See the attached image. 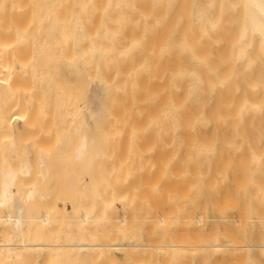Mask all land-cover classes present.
<instances>
[{"label":"bare ground","instance_id":"obj_1","mask_svg":"<svg viewBox=\"0 0 264 264\" xmlns=\"http://www.w3.org/2000/svg\"><path fill=\"white\" fill-rule=\"evenodd\" d=\"M19 17L22 18L20 20L22 21L21 27L18 25ZM9 21L14 24H10ZM9 26L12 31L14 28L15 34L21 32L23 53L20 55L22 51L17 50L19 53L17 51L16 53L19 55H16V58L4 57L1 56L2 50H0L1 126H11L13 115L7 110V101L5 100L9 99L7 97L12 92V80L18 77L16 70L19 60L23 61L21 66L31 63L34 67H37L38 64L40 67L49 63L54 65V62L60 61L66 64H77V66L79 64L82 66H85L83 64L103 65L102 63L111 65L114 62H119L121 65L124 61H126L125 65H131V63L134 64L133 60L150 63L152 82H154L152 83L154 85V87L152 86L154 88L152 96L155 117L152 116L154 117L152 119L153 133L156 136H153V139L158 147L152 157L157 159H153L155 161L153 163L155 166L158 164V171L155 168L153 171H157V173H153L156 178L158 175L165 178V181H160L159 187L169 193V197L172 198L174 194H179V196H184L185 200H195V204L196 200H199L195 206L199 210H193V202H191L193 207L188 205L190 202H179L181 206L178 201H182L184 197L176 199L177 203L175 202L176 197L173 198L174 202L178 206L180 205L179 207H183L185 204V206L191 207V212L196 211L197 214L198 211L197 221L194 222L191 212L189 214L187 209L186 214H188H185V220L180 215V218L177 216L178 218L174 219L176 215L172 216V214L175 209L172 212L170 210L172 206L178 208L174 207L177 205L172 204L170 200L168 202L161 196L153 197L156 205L163 199L169 205V208L165 210L166 216L162 217L163 221H166L165 217L169 218L171 215L173 217H170L171 222L182 219L181 221L184 220L187 226L185 227L184 222H181V224L183 223L182 227L179 226L181 224L177 225L179 227L177 235H175L176 238L180 237L177 242V239L174 240L175 237H171L173 234L170 232L172 229L175 232L177 227L170 224L169 219L166 228L167 234H171V236L169 238L165 234V237H167L166 241L169 239L171 241L162 243L157 241V237L155 240L154 235L150 240L162 243L160 245L156 243L160 250L161 248L166 249L167 253L171 252L173 256L176 253L175 260L177 262L184 261L182 257L184 254L181 255L182 252H179L178 248L186 249L192 253L200 251L205 255L213 252L220 253L221 257L224 254L221 251L234 249L236 258L231 255L233 251L229 253L230 250H228L227 252L230 257L233 256L236 259H234L235 261L239 259L238 264L241 262L244 264L243 261L246 264L247 257H252V264H264V0H0V34L4 28ZM5 33L11 34L6 30ZM10 38H14V36H9V41H13ZM0 43H2L1 39ZM17 49L19 48L17 47ZM42 71L48 75V71ZM31 73L34 79H38L42 74L40 71L38 72V69ZM66 93L68 92L66 91ZM8 112L11 116L7 114ZM21 113L24 115L23 111L15 114H19L21 117ZM27 114L32 116L29 112ZM27 114L25 113V116ZM33 118L36 120L37 116L35 115ZM65 129L63 142L66 145V158L71 163L77 186L81 187L83 182L89 186L93 139L77 124H70ZM54 154L56 153L54 152ZM2 167L0 166V264L1 262L6 264V259H12L7 264H21L26 258L25 254L22 255L26 252L22 253L23 249L30 250V253L33 249L34 252L37 249H48L50 251H47V257L52 263L53 259L51 260V258L57 257L55 259L59 262L65 257L60 256L58 248H63L61 250L65 251H61V253H66L68 250L69 252L74 251L76 256L79 253L78 249L83 251V254L87 253V256L91 254L95 256L99 252L104 255L106 251L118 249L123 250L127 257L128 255L140 257V255L138 256L139 249L145 248L144 246H152L139 244V242L112 243L111 240L114 241V239L110 240L111 243L98 240L50 243L37 239L38 234H41V229H45L43 226L46 225H42V228L37 230L39 231L36 233L38 237L33 241L30 238V233H26L30 239L25 242L22 237L23 222H25L23 213L25 211L22 210L28 202L42 201L45 196L40 192L41 190L39 191L41 188H37L36 184L24 192L23 190L18 194L15 192L20 189H17L18 176L30 174L28 165L15 167L16 169L11 166ZM36 173L42 180L45 179L48 173L45 164H42ZM158 182L159 180L156 181V184ZM22 183L23 181H21ZM163 183L165 184L163 185ZM82 188L85 190V194H90L84 186ZM171 194L173 195L171 196ZM162 196L165 197V193ZM158 199L162 200L159 202ZM158 206L162 207L161 204ZM230 210L234 211L232 212L235 214L232 215L233 219L229 216L231 212L228 214ZM210 211L214 212L212 215L216 213L219 216L217 219H220L222 227H218L221 228V231H210L209 233L206 232V229L195 231L197 229L193 228V225L201 226L206 221L207 212ZM199 212L203 215H200ZM154 213L156 212L153 211L152 217L155 216ZM47 214H43V218L41 216L42 223L49 224L50 219ZM30 215L27 216L31 218L32 215ZM34 217L38 218L36 215ZM47 217L49 220L46 219ZM80 218L84 224L88 222L90 216L85 213L80 215ZM209 218L213 219L214 217ZM31 219L29 220L34 221L33 217ZM160 220L156 223L163 222ZM196 222H200V224ZM229 223L232 225L231 229L228 228ZM162 224L164 227L165 223ZM168 224L173 226H171V230ZM180 227L187 233L181 231ZM187 227L189 230L186 229ZM127 229L129 228H126V231ZM211 229L210 225L209 230ZM246 235L247 242L244 243L242 239ZM46 237L48 238V236ZM106 240L108 241L107 238ZM66 248L68 249L66 250ZM239 250L242 252L239 257H243L245 252L248 254L247 257L245 255L246 261L245 258L237 257ZM92 251L97 253L93 254ZM81 252L78 254L79 256L82 254ZM167 253H165L166 256ZM107 254L109 253L107 252L105 255ZM20 255L24 258L19 257ZM164 255L161 258V260L164 259L163 261L166 259ZM27 256L29 261L32 260L30 257H35ZM107 256L113 257L114 254L110 253ZM177 256H180L179 260ZM229 256L228 258H230ZM20 258L21 260H18ZM89 258L90 261L94 259ZM224 258L225 263H222H228V259ZM257 259H261V261L256 262ZM26 260L24 259L29 263ZM41 260L44 261L42 257ZM112 260H115V257ZM187 260L185 264H190L188 263L189 255ZM231 260L229 259V261ZM46 261L44 262L46 263ZM137 261L141 260L138 258L135 262L137 263ZM218 261L220 264V260ZM111 262L110 264H112ZM177 262L174 261V263ZM123 263L118 262V264ZM166 263L167 261L164 262V264ZM235 263L237 264V262Z\"/></svg>","mask_w":264,"mask_h":264},{"label":"rangeland","instance_id":"obj_2","mask_svg":"<svg viewBox=\"0 0 264 264\" xmlns=\"http://www.w3.org/2000/svg\"><path fill=\"white\" fill-rule=\"evenodd\" d=\"M20 20H22V18L18 19L19 26L22 22ZM10 21H12V19H10ZM10 24L13 25L14 22H10ZM5 30L6 32H10L11 34H4ZM20 33L21 32L19 31L18 34H15L14 28L12 31L11 26L6 27V29L4 28V31H2V33L0 34V39L2 40V43H0V50H2L1 56H12L16 58V55H19L18 53L20 51H22L20 52V55H22L23 47ZM8 35L10 37L14 36V38H10V40L13 39V41H9ZM18 43L21 45H19ZM17 47L19 49H17ZM16 51L18 53H16ZM21 62L23 61H18L19 66L17 67L18 69L16 68V74L18 75V77L12 80V92L9 93L10 96L8 95L7 97L9 99L5 100L7 101V110L11 112V115L13 116L11 119L10 127H4L0 125V166L1 168H3L2 166H6V168L7 166H11L12 168H19L22 165H28L30 174H27L25 176H18L19 183L17 184V189H20L18 191L15 188V192H17V194L19 192L21 193V190H23L24 192V190L36 184L37 188H41L39 189V191L41 190L40 192H42L45 196L42 201L28 202V204H26L27 202L25 203L26 206L24 207V210H22L23 212L25 211L23 213V219L25 220V222H23L24 231H22V237L24 238V241L26 242L27 239L29 240L30 238L33 241V239L38 237L39 235L37 239H42L50 243H69L76 241L81 242L82 240L84 242H92L98 240L99 242L107 243L139 242V244H147L152 246H144L146 249L143 247V249H139L138 256L140 255V257H137L136 255H128V257H133L132 259L131 257L128 258L123 250L118 249L106 251L104 255L103 253L95 252L97 253L95 256L92 254L90 256H87L88 254L86 252L85 253L87 255L83 254V251L81 252L80 249H78L79 253H82L80 254V257L78 255L79 253L76 256V253L74 251L69 252L68 250L66 251L67 254L63 253L65 252L61 250L63 248H58L60 249V256H65L63 258L61 257L62 259L58 258L59 260L61 259L59 262L56 261L57 257H55L56 259L50 257V252L49 257L51 258V260L53 259L52 263L50 259L48 260L47 251H50L48 249H37L38 251L35 250L37 253L33 251L34 249L31 251V253L29 252L30 250L23 249L22 253L23 251H28V253L25 252L22 254H25L26 258H24V256L22 257V255H20L19 257L26 260L28 258L27 255L35 256L34 254L36 253L35 257H30L32 258L31 261H29V259L26 260L29 261L30 264H36V261L37 264H44L46 258L48 262L46 261L45 264L49 262V264H110L111 261L112 264H118V262H124L123 264H164L165 261H167L166 264H185V262L188 261L187 257L189 255L190 260L188 263L190 264H219L218 260H220V264H224V257L228 259V263L226 264H236L235 262H237L238 264L239 259L235 261L236 253H234V251L236 250L234 249H226L225 251H221L222 253L224 252V254H226L228 250H230L229 253L233 251L231 255H234L235 258H233V256L230 257L229 253L227 252L228 256L230 257L228 258L227 254L225 256L224 254H222L223 256L221 257L219 251V254L213 252L212 254L208 253L207 255H205L200 251H195L192 253L191 251H188L186 249L178 248L179 250H177L179 252H182L181 255L184 254L185 256H182L184 261L179 260V257L181 255L179 257L177 256L179 260V262H177L175 260L176 253H173V256L171 252L167 253L166 249L163 250L161 248L160 250V247L158 248L157 246V244L160 245L165 242L167 243V241L169 240L171 241V239L166 241V238H170L171 236V234H167L168 232L166 228V223H168L170 217L176 215V217L174 216V219H176L180 215L181 218H184L187 211L190 214V210L192 209L188 205H192L195 200H185V197L182 195L179 196V194H174L172 198L169 197V193L165 192L161 187H159L160 181H165V178L162 175H160L161 177L158 175L159 177L157 176L156 178V175L153 173L155 172L153 171L155 168L157 170L158 164L155 166V161L153 159L156 158L152 157L154 151H157L156 148L158 147H156L157 143H155L156 141L154 142L155 139H153V136H156L153 133L154 125L152 119L155 117V114H153L154 100L152 96V91L154 90V85H152V83L154 82H152L153 76L151 75L152 71H150L152 69L150 63H147L149 64L147 65L145 62L133 60L134 64L131 63V65H125L126 61H121V65H119V62H114L115 64L111 63V65L102 63L103 65L83 64L85 66H82V64H79L80 66H77V64H66L60 61L54 62V65H52L53 63L51 65L49 63L45 66H42L41 64L42 67H40V65L38 64L39 66L37 65V67H34L31 63L23 64L21 66ZM35 69L36 71L38 69V72L40 71V73H42H39L41 77H39L38 79H34V77H32L31 72ZM42 70L48 71V75L46 73L44 74V71ZM66 91L68 93H66ZM68 97H70L71 99ZM63 98H65V100H63ZM20 111H23L24 113V115L21 113L22 118L19 114H15L19 113ZM9 112L7 114L11 116ZM27 112H29L30 115L32 114V116H29ZM25 113L27 114L26 116ZM35 115L37 116V121L35 120V118H33ZM70 124H77L82 131L87 132L93 139V156L91 172L89 175V186H87L86 182L82 183V186H84L86 191L88 190L90 194H85V190L82 188V186H77L71 163L69 162L68 158H66V145L63 142V136L66 130L65 128ZM54 152L56 154H54ZM155 154L157 155V153ZM42 164H45V168L48 169L47 176L43 180L40 178V176L38 177V173H36ZM157 171L155 173H157ZM160 173L161 172L159 171V174ZM153 174L155 177L153 176ZM157 179L159 180L158 184H156V181H158ZM153 180L155 182H152ZM21 181H23L22 184ZM24 184L27 185L25 186ZM164 184L165 183H163V185ZM161 193H165V197L162 196ZM172 195L173 194H171V196ZM155 196L158 198L161 196L164 199H167L168 202L170 200L172 204H174L175 202L177 203L176 199L179 200V198L181 199L184 197V200L182 199V201H178V204L181 205V203L183 202H190V204L187 205L188 207L185 206V204L183 207H179L180 205L178 206L175 203L177 206L174 207L182 209L181 211L183 215H181L182 213L179 214V212H181L180 209L173 208L172 206L170 212L175 209L177 210V213H175L174 210L173 214L171 213L172 216L170 215L169 218L165 217L166 221H163L164 218L162 217L165 215V210L169 208V205L163 198L162 202H160L162 199L160 201L159 199L157 200L160 202L159 204H161L162 207L158 206L159 204L156 205V201L153 198ZM173 198H175V202ZM198 201L199 200H196V204L194 203V207L192 205L193 210H199V208L195 207L199 203ZM159 207L161 208L160 211L158 209ZM153 211L158 214V217L156 216V213H154L155 216L152 217ZM45 212L48 213L47 215L50 219V221H48L49 224L44 222L43 224L41 221L42 219H40L43 214L46 215ZM195 212H191V217L193 218L194 222L195 220L197 221L198 218V211L197 214ZM210 212H207L206 217L204 216L206 221L203 223L205 224L202 223L201 226H196V224L194 223L195 226L193 225V228L195 227V229H197H194L195 231H201L205 229L208 233L210 231H221V228L219 229L218 227H222L220 219H217V217L219 218V216L216 213L212 215L214 212ZM232 212L234 211H228V214L230 213L229 216L231 218L234 214H232ZM85 213H87V215L89 214L90 218L88 219V222L83 224L80 220L82 219L80 218V215ZM26 214L28 216L31 214L32 216H30L31 218H34V221H31L32 219ZM166 214L168 215V213ZM35 215L39 218V220L38 218H36L37 220L35 219ZM160 215L162 219L160 218ZM200 215H203V213ZM48 217L46 219H48ZM209 217H216V220ZM159 220L160 222L163 221L165 223L164 227L166 229L162 227V225H164L162 224L163 222L160 224L156 223ZM181 220L182 219H177V221L172 220L171 222L170 219L169 223L173 226L176 225L177 227V229H175L176 227L174 226L175 232L173 229L172 231H170L173 226L168 224V227L170 229L168 231L173 234L171 237H175L174 240L177 239V242L180 240H178V238L180 237L176 238V233L178 227H182L183 223L181 224V222H184L185 218L183 221ZM196 223L200 224V222ZM67 224H69V227L67 226ZM185 224L186 223L184 222V225ZM209 224L212 227L211 230H209ZM37 225H39L40 227H38ZM42 225H46L43 226V228L45 229H41V234L37 235L36 233H39V231L37 230H39V228H42ZM202 225L204 226L202 227ZM186 226L187 224L185 225V227ZM228 226L227 227L231 229L232 225L230 223L228 224ZM27 227H29L30 230ZM31 227H33L34 229ZM126 228L129 229H127L126 231ZM186 229L189 230V227H187ZM181 231L185 232L184 229H182ZM28 232L30 233V238H28ZM202 232L205 233V231ZM165 234L167 237H165ZM52 235L54 236V238L52 237ZM46 236H48L49 239ZM158 236L161 237L159 238ZM152 237L154 239L157 237V241H161L162 243L150 240L152 239ZM106 238L108 239V241L106 240ZM51 239H53L54 241H52ZM111 239H114V241ZM242 240H244V243H246L247 235L244 236ZM67 249L68 248H66V250ZM51 250L53 251V249ZM61 251L63 252L61 253ZM56 252L58 253V250H56ZM107 252L109 253L107 255H110L111 253V255L114 254V256L112 257L105 255ZM52 253H54V251ZM165 253H167V256ZM239 253L237 254V257L242 254V252L240 254ZM43 254L44 256H42ZM98 254H100V256H97ZM150 255L151 257H149ZM153 255L155 259H153ZM163 255L166 256L164 257L166 258L165 261H163L164 259L161 260ZM245 255L246 257L248 256V254H246L245 252L244 256L240 257L245 258ZM41 257L44 261L41 260ZM89 257L94 259H91L90 261ZM111 257H115V260H112ZM123 257L124 260L122 261ZM21 258L18 260H21ZM35 258L36 261L34 260ZM138 258L141 261H137L136 263L135 260H138ZM231 258H233V260H231ZM249 258L247 257V261L246 258L244 259L246 261V264H252V257ZM24 259L22 263L27 264L28 262H25ZM229 259L231 261H229ZM6 260L7 263H10L12 261V259ZM54 260L57 263H55ZM214 260H216L217 263H215L216 261L214 262ZM258 260L261 261V259H257L256 262ZM14 261L16 262V260ZM174 261L177 263H174ZM2 263L4 264V262H1V264ZM18 263L20 262L18 261ZM243 263L245 264L244 261Z\"/></svg>","mask_w":264,"mask_h":264}]
</instances>
